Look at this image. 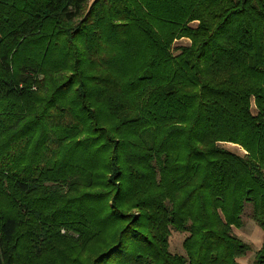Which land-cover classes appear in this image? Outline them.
I'll use <instances>...</instances> for the list:
<instances>
[{"label":"trees","instance_id":"1","mask_svg":"<svg viewBox=\"0 0 264 264\" xmlns=\"http://www.w3.org/2000/svg\"><path fill=\"white\" fill-rule=\"evenodd\" d=\"M248 208L264 0H0V264H240Z\"/></svg>","mask_w":264,"mask_h":264},{"label":"rangeland","instance_id":"2","mask_svg":"<svg viewBox=\"0 0 264 264\" xmlns=\"http://www.w3.org/2000/svg\"><path fill=\"white\" fill-rule=\"evenodd\" d=\"M94 3V2H93ZM92 4V3H89ZM200 24L199 21L191 22L188 26L190 28L196 29ZM192 44L190 38H180L174 41L171 47V52L173 57L177 58L182 54V48L188 47ZM251 111L254 116H257L258 110L255 103V98L251 99ZM222 148L231 151L239 156H245L247 152L240 146L233 143H225L221 145ZM244 226L241 229H233V233L238 236L243 242L248 244L251 247V250L243 258H240L238 262L240 264H254V258L256 252H258L264 241V233L258 227V225L250 218L249 208L246 210L244 215ZM64 232V231H63ZM188 234L180 233L177 231L171 230L169 244L170 251L172 254L184 255L183 242L187 238Z\"/></svg>","mask_w":264,"mask_h":264},{"label":"built area","instance_id":"3","mask_svg":"<svg viewBox=\"0 0 264 264\" xmlns=\"http://www.w3.org/2000/svg\"><path fill=\"white\" fill-rule=\"evenodd\" d=\"M89 1V3H93L94 1H96V0H88Z\"/></svg>","mask_w":264,"mask_h":264}]
</instances>
